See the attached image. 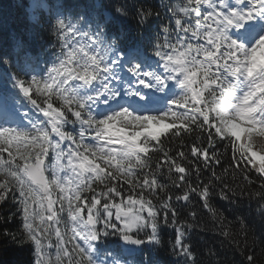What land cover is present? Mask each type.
I'll return each instance as SVG.
<instances>
[{
    "label": "snow or ice",
    "instance_id": "snow-or-ice-1",
    "mask_svg": "<svg viewBox=\"0 0 264 264\" xmlns=\"http://www.w3.org/2000/svg\"><path fill=\"white\" fill-rule=\"evenodd\" d=\"M48 16L46 58L17 36L0 52V206L19 233L0 235L29 264H156L162 248L203 264L196 197L239 248L212 199L247 197L264 221V0H89Z\"/></svg>",
    "mask_w": 264,
    "mask_h": 264
},
{
    "label": "trees",
    "instance_id": "trees-1",
    "mask_svg": "<svg viewBox=\"0 0 264 264\" xmlns=\"http://www.w3.org/2000/svg\"><path fill=\"white\" fill-rule=\"evenodd\" d=\"M26 1L28 0H0V52L7 51L12 41V36H17L24 37L31 50L46 58L44 49L50 39L47 31L49 16L39 13L36 14L35 20L32 21L25 9L24 2ZM58 1L57 7L59 9H64L69 5H80L83 7L89 2V0ZM49 2L53 3L54 0H49ZM147 2L155 7L160 3H177L179 0H147ZM159 10L163 14L164 9L160 8ZM154 22L158 23L159 21H155L154 18ZM132 27L134 28L135 25L133 24ZM223 143H227V141ZM220 151H224V149L221 147ZM230 155V152L226 153L225 166L227 159H230ZM248 167L251 168V165H248ZM216 171L219 173L222 169L216 167ZM208 175L209 173L205 172L204 177L207 178ZM250 175L252 179L256 180L257 173L254 169ZM228 180L231 181V177H228ZM161 182H165L163 178H161ZM256 182L257 184L259 183L258 180ZM194 203L197 205V212L201 216L200 224L203 229H198V234L194 237V244L198 253L203 251V255L199 257L203 264H208L210 259L208 249H212L213 253H215L211 257L214 264H241L242 261L243 264H248L244 255L245 252L253 257V264H264V221H261L258 215L257 205L254 200H249L245 197L239 203V207H234L218 197H213L212 199L213 206L224 212L231 222L229 230L232 235L237 236L241 241L239 248L236 247L232 240L219 235L213 218L200 205L199 198L194 197ZM13 211L14 208L11 202L0 206V221L4 219L10 221L7 223L0 222V233L9 231L19 235L16 232L18 218L11 215ZM242 216L248 220L247 240H244V234L237 223ZM233 217H236V219H233ZM165 232L164 239L170 244L173 238L172 229L167 228ZM114 242L115 238H113ZM155 256L156 264H172L175 259L163 248L155 253ZM29 261L30 254L26 247H21L19 242H14L12 239L4 238L0 235V264H29Z\"/></svg>",
    "mask_w": 264,
    "mask_h": 264
},
{
    "label": "rangeland",
    "instance_id": "rangeland-1",
    "mask_svg": "<svg viewBox=\"0 0 264 264\" xmlns=\"http://www.w3.org/2000/svg\"><path fill=\"white\" fill-rule=\"evenodd\" d=\"M31 4V3H30ZM30 4H29V11H30V14L31 15H33L32 13H33V9H32V7H30ZM243 135L244 134H242V139H243ZM262 141H264V137H261V136H259V135H256V134H254L253 136H252V142H253V144H254V148H253V150H256V151H259V144H260V142H262Z\"/></svg>",
    "mask_w": 264,
    "mask_h": 264
},
{
    "label": "clouds",
    "instance_id": "clouds-1",
    "mask_svg": "<svg viewBox=\"0 0 264 264\" xmlns=\"http://www.w3.org/2000/svg\"><path fill=\"white\" fill-rule=\"evenodd\" d=\"M259 146L264 149V141L260 142Z\"/></svg>",
    "mask_w": 264,
    "mask_h": 264
}]
</instances>
